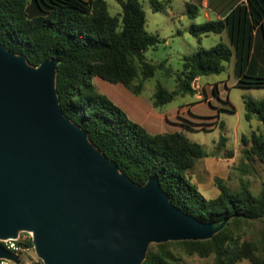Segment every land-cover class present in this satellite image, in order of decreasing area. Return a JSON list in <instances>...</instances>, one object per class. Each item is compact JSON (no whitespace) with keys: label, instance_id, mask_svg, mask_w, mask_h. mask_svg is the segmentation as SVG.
Here are the masks:
<instances>
[{"label":"trees","instance_id":"trees-1","mask_svg":"<svg viewBox=\"0 0 264 264\" xmlns=\"http://www.w3.org/2000/svg\"><path fill=\"white\" fill-rule=\"evenodd\" d=\"M115 1L120 5L116 13H111L107 0H0V44L33 66L57 60L56 92L64 115L85 130L90 142L132 182L144 185L156 176L175 207L204 223L226 222L207 240L152 243L142 264H182L181 255H212L214 264H238L244 259L264 264V185L255 196L244 183L232 191L216 178L219 194L205 198L186 172L210 153L181 131L150 133L92 83L93 77H99L139 95L145 82L161 69L167 76H176V88L170 91L158 82L152 95L155 109L178 96L194 95L196 78L220 74L233 55L236 69L244 67L251 53L252 32L264 22V0H246L223 19L192 26L190 33L198 39L226 31L230 45L219 43L183 55L181 73H174L166 61L146 59L145 51L161 39L146 30L140 0ZM260 83L264 85L254 82ZM245 110V118L255 117L260 126L259 133L242 138L244 173L250 161H264V99H247ZM220 150L225 157L233 156L223 137L211 155ZM256 224L260 226L250 235Z\"/></svg>","mask_w":264,"mask_h":264},{"label":"water","instance_id":"water-1","mask_svg":"<svg viewBox=\"0 0 264 264\" xmlns=\"http://www.w3.org/2000/svg\"><path fill=\"white\" fill-rule=\"evenodd\" d=\"M57 60L30 65L0 44V240L33 233L44 264H142L152 243L223 228L175 207L156 176L132 182L67 118ZM0 258H18L0 245Z\"/></svg>","mask_w":264,"mask_h":264},{"label":"rangeland","instance_id":"rangeland-1","mask_svg":"<svg viewBox=\"0 0 264 264\" xmlns=\"http://www.w3.org/2000/svg\"><path fill=\"white\" fill-rule=\"evenodd\" d=\"M107 1L111 13L120 10V5L115 0ZM140 3L146 14V30L157 34L161 39L155 47L145 51L146 59L152 63L166 61L174 73H181L183 55L196 53L200 48H211L219 43L229 44L225 33H209L200 39L190 33L192 26L206 21L200 0H140ZM175 77L167 76L163 70L158 69L155 76L145 82V88L139 95L123 87L131 97L142 103V114L146 115L149 111L167 114V119L163 117L162 124H158L156 128L147 127L148 131H181L188 139L202 145L210 153L209 156L198 159L195 166L186 172L189 182L194 184L204 197L212 198L218 191V187L213 183L215 178H220L232 191H237L244 183L253 195H260L264 185V161H250L247 163V172L244 173L241 170V157L243 136L249 137L253 132L259 133L260 122L255 117L251 120L245 118V101L264 99L263 83L254 84L256 81L264 82V39L261 31L259 30L256 42L252 36L251 53L241 70L236 69L231 59L224 63L220 74L203 76L200 78V84L195 83V86H203L206 89V94H202L201 98L190 94L178 96L162 109H155L152 105V95L156 84L160 82L168 90H174ZM100 82L110 84L93 77L92 83L100 92ZM215 85L218 89L213 92L211 87ZM168 110L170 111L167 112ZM161 125L162 128H159ZM222 137L225 139V148L232 150L234 159L227 160L222 169H219L216 156L224 158L223 151L220 150L216 156L211 154L216 151ZM259 226L256 224L250 235H254ZM19 234L21 238L28 236L25 231H20ZM28 241H20L23 244H19L21 250L18 261L12 260L10 264H44L33 246L24 245ZM0 243L5 244L2 240ZM181 260L182 264H214L212 255L205 258L181 255ZM238 264L252 263L244 259Z\"/></svg>","mask_w":264,"mask_h":264},{"label":"crops","instance_id":"crops-1","mask_svg":"<svg viewBox=\"0 0 264 264\" xmlns=\"http://www.w3.org/2000/svg\"><path fill=\"white\" fill-rule=\"evenodd\" d=\"M239 3L244 5V4H246V0H213V1H211V0H200V6L204 9V18L206 20L223 19L226 15H228L231 12L232 8H234ZM213 17H214V19H212ZM263 29H264V22H263L262 26H258L257 28H255L253 30V32H252L253 41L256 42V37L258 36L259 30L261 31V36L264 39ZM222 33L226 34V38L229 41L227 32L224 31ZM228 45H230V42ZM231 59L235 63V55H233V57ZM200 78L201 77L196 78V80L193 82V87L196 90V93L194 95H196L198 98H201L202 94H204V95L206 94L205 87L195 86L196 82H198V84H200L199 83ZM103 81H105V80H103ZM120 85H122V84H120V83L106 84L104 82H100V86H101L100 88H101L102 92L104 94H106L115 104H117L119 107H121L127 113V115L129 116L130 119H132L133 121H135L137 123L139 122V124H141L147 131H148L147 127L156 128L158 126V124H162L163 117H166V119H167V114L162 113V112H159L157 114L155 112L149 111L146 115L142 114V112H143L142 111V108H143L142 103L139 100L131 97L124 90V88L127 89L125 86H123V85L120 86ZM211 89L213 92H215V90H217L218 88L215 85V86H212ZM169 111L170 110H168L167 112H169ZM159 128H162V125ZM150 133H152V132H150ZM156 133H161V132H156ZM153 134H155V133H153ZM233 159H234V154L232 157H225L224 156V158L221 156H216V162L218 163L219 169H222L223 165H225L223 163H225L227 160L231 161ZM215 179L213 180L214 185H215ZM218 194H219V189L217 192L214 193V196L212 198L216 197Z\"/></svg>","mask_w":264,"mask_h":264},{"label":"built area","instance_id":"built-area-1","mask_svg":"<svg viewBox=\"0 0 264 264\" xmlns=\"http://www.w3.org/2000/svg\"><path fill=\"white\" fill-rule=\"evenodd\" d=\"M25 232L28 233V236H24L23 238H21L20 234H18L17 238L2 240L5 243L4 248L9 252H11L16 257H18L19 251L21 250L20 245L17 244V242L20 239H21L20 241H25V239H28L29 241L33 242V233L30 231H25ZM10 262H12L11 259L0 258V264H10Z\"/></svg>","mask_w":264,"mask_h":264}]
</instances>
